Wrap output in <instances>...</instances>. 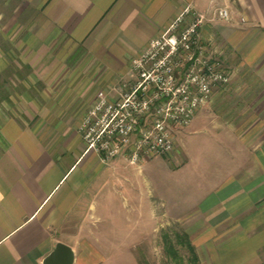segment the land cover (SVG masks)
<instances>
[{
	"label": "crops",
	"instance_id": "crops-1",
	"mask_svg": "<svg viewBox=\"0 0 264 264\" xmlns=\"http://www.w3.org/2000/svg\"><path fill=\"white\" fill-rule=\"evenodd\" d=\"M186 5L231 75L174 131L205 134L212 156L196 180H168L151 162L162 155L102 163L79 122L97 90L117 97L131 59ZM14 11L0 52L15 42L26 70L0 96V264H43L57 241L72 264H138V226L155 219L178 223L199 264H264V0H17Z\"/></svg>",
	"mask_w": 264,
	"mask_h": 264
},
{
	"label": "built area",
	"instance_id": "built-area-1",
	"mask_svg": "<svg viewBox=\"0 0 264 264\" xmlns=\"http://www.w3.org/2000/svg\"><path fill=\"white\" fill-rule=\"evenodd\" d=\"M217 14L229 17L225 6ZM203 21L186 5L164 34L131 59V79L121 80L115 99L111 90H97L78 125L85 150L105 164L124 155L133 165L172 151L174 129L186 126L214 88L230 80V70L200 38Z\"/></svg>",
	"mask_w": 264,
	"mask_h": 264
},
{
	"label": "rangeland",
	"instance_id": "rangeland-1",
	"mask_svg": "<svg viewBox=\"0 0 264 264\" xmlns=\"http://www.w3.org/2000/svg\"><path fill=\"white\" fill-rule=\"evenodd\" d=\"M17 0H0V21L8 18L12 19L15 15L14 8ZM16 31V30H15ZM7 47V44L0 40V50ZM9 52H0V66L6 64L7 71L0 72V96L8 93L11 94L15 89L8 88L11 81L19 79V75L26 69L22 66L19 57L17 56V48L15 42L9 43L7 48ZM17 69L18 72H17ZM3 86V88H1ZM10 86V85H9ZM7 87V88H6ZM173 149L164 156L155 157L151 162L158 167L163 176L168 180L176 179L177 177H184L187 179H198L196 169L201 168L203 163H207L210 156H212L211 143L209 138L202 133L185 134L173 132ZM187 157L184 165H180L182 157ZM148 220V219H147ZM144 221V220H143ZM140 221L137 229V244L136 248L131 251L136 257L138 264L146 262L147 264H175L174 260L166 255L163 249V241L161 233L163 230H178V223L169 220L168 224L163 222V226H159V220H154V229L151 231V226L145 225ZM140 236V237H139ZM124 251V250H122ZM119 252V250H117ZM184 254V249H180ZM121 254V253H120Z\"/></svg>",
	"mask_w": 264,
	"mask_h": 264
},
{
	"label": "trees",
	"instance_id": "trees-1",
	"mask_svg": "<svg viewBox=\"0 0 264 264\" xmlns=\"http://www.w3.org/2000/svg\"><path fill=\"white\" fill-rule=\"evenodd\" d=\"M163 249L175 264H199V259L189 235L178 226V230H163L161 233ZM184 249V254L180 252ZM142 264H147L143 262Z\"/></svg>",
	"mask_w": 264,
	"mask_h": 264
},
{
	"label": "water",
	"instance_id": "water-1",
	"mask_svg": "<svg viewBox=\"0 0 264 264\" xmlns=\"http://www.w3.org/2000/svg\"><path fill=\"white\" fill-rule=\"evenodd\" d=\"M74 251L70 246L57 241L52 250L43 258V264H72Z\"/></svg>",
	"mask_w": 264,
	"mask_h": 264
}]
</instances>
